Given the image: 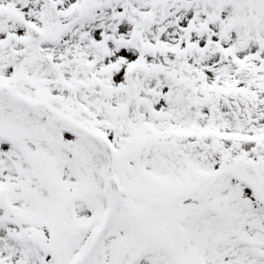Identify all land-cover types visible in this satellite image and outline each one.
Listing matches in <instances>:
<instances>
[{
  "label": "snow or ice",
  "instance_id": "6c2138e0",
  "mask_svg": "<svg viewBox=\"0 0 264 264\" xmlns=\"http://www.w3.org/2000/svg\"><path fill=\"white\" fill-rule=\"evenodd\" d=\"M0 264H264V0H0Z\"/></svg>",
  "mask_w": 264,
  "mask_h": 264
}]
</instances>
